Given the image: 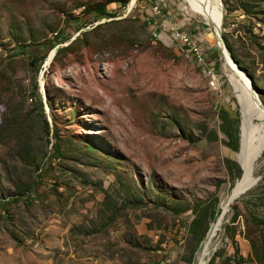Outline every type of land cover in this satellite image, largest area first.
Returning <instances> with one entry per match:
<instances>
[{"label": "rangeland", "instance_id": "1", "mask_svg": "<svg viewBox=\"0 0 264 264\" xmlns=\"http://www.w3.org/2000/svg\"><path fill=\"white\" fill-rule=\"evenodd\" d=\"M132 1L0 0V264H264V119L185 0L162 11L206 49L215 90L152 39L155 0ZM218 2L264 105V0Z\"/></svg>", "mask_w": 264, "mask_h": 264}, {"label": "bare ground", "instance_id": "2", "mask_svg": "<svg viewBox=\"0 0 264 264\" xmlns=\"http://www.w3.org/2000/svg\"><path fill=\"white\" fill-rule=\"evenodd\" d=\"M135 0L131 2L133 5ZM185 5L189 9L191 14L199 16L205 23L208 24L212 28V35H209L213 40V44L221 51H223L221 42L217 38V33L219 30V18L221 15L220 4L218 0H185ZM209 30V29H208ZM227 65L224 66V75L229 78L235 85L237 89V97L239 101L240 107L250 116L256 119H264V108L260 106L258 102H256L251 87L249 85V81L247 78L237 70L234 65L231 63L226 53H223ZM52 58V57H51ZM249 86L250 90L247 88ZM251 91V92H250ZM252 93V94H251ZM248 95L250 97H248ZM253 95V96H252ZM254 100V101H253ZM252 171L247 174V176L239 183L236 189L233 191L232 195L227 197V199L221 204L222 214H225L229 208V204L232 203L236 198L242 195L250 186L253 181ZM221 217L211 225V229L209 230L207 237L202 245L201 251L198 255V258L201 263H203L208 255L209 246L212 238L215 235V231L220 223ZM200 264V263H199Z\"/></svg>", "mask_w": 264, "mask_h": 264}, {"label": "built area", "instance_id": "3", "mask_svg": "<svg viewBox=\"0 0 264 264\" xmlns=\"http://www.w3.org/2000/svg\"><path fill=\"white\" fill-rule=\"evenodd\" d=\"M163 0H155L150 8V16L147 18V25L151 29V37L154 40L163 39L170 48L176 47L180 56L191 60L203 74L211 89L218 87V76L215 74L213 65L207 58L206 49L194 36L180 30L175 23L171 22L162 11ZM169 39L165 40L164 36Z\"/></svg>", "mask_w": 264, "mask_h": 264}, {"label": "trees", "instance_id": "4", "mask_svg": "<svg viewBox=\"0 0 264 264\" xmlns=\"http://www.w3.org/2000/svg\"><path fill=\"white\" fill-rule=\"evenodd\" d=\"M120 6H121V1H111L108 5L96 6L95 8H93L92 11L96 15L97 18H112L114 16L113 10L120 8ZM242 10L246 13V10L244 8H242ZM224 41H225V45H226L227 49L229 50V52H230L231 56L233 57L234 61L236 62V64L241 68H245V66L243 65L241 60H239V58H238L235 50L233 49V47L229 44V42L225 38H224ZM173 50L175 51L177 56H180V54L177 50H175V49H173ZM217 66H218V63H217ZM247 74L250 77H252V75H251V73H249V71H247ZM255 125H257V124H255ZM252 154H253V152H252Z\"/></svg>", "mask_w": 264, "mask_h": 264}, {"label": "water", "instance_id": "5", "mask_svg": "<svg viewBox=\"0 0 264 264\" xmlns=\"http://www.w3.org/2000/svg\"><path fill=\"white\" fill-rule=\"evenodd\" d=\"M219 3H220V2H219ZM220 5H221V3H220ZM217 38H218L219 41L221 42V45H222V48H223V51H224V52H222V53H226L227 56H228V58L230 59L231 63L234 65V67H235L237 70H239V71H240V72H241V73L247 78V80L249 81V85H250V87H251V90H252V92H253V95H254V97H255L256 102H258V103L260 104V106L264 108V105H262V103H261L260 100L258 99L257 91H256V86H255V84H254V80H253V78L250 77V76L247 74L246 70H244L243 68L239 67V66L236 64V62L234 61V59H233V57L231 56L230 52L228 51V49H227V47H226V45H225V42H224L223 38H222L221 35H220V29L218 30Z\"/></svg>", "mask_w": 264, "mask_h": 264}]
</instances>
